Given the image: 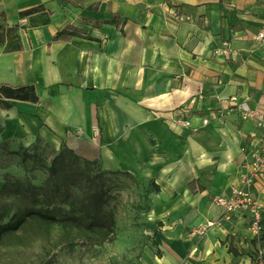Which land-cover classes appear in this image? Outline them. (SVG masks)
Segmentation results:
<instances>
[{
	"label": "crops",
	"instance_id": "obj_1",
	"mask_svg": "<svg viewBox=\"0 0 264 264\" xmlns=\"http://www.w3.org/2000/svg\"><path fill=\"white\" fill-rule=\"evenodd\" d=\"M0 14L16 35L12 49L2 36L0 87L34 84L38 97L0 99L5 138L64 143L153 179L154 253L142 264H253L245 221L223 219L211 198L242 182L264 136L228 101L264 103V0H0ZM223 42L227 56L215 53ZM186 118L197 131L174 122ZM254 192L264 205V184Z\"/></svg>",
	"mask_w": 264,
	"mask_h": 264
},
{
	"label": "rangeland",
	"instance_id": "obj_2",
	"mask_svg": "<svg viewBox=\"0 0 264 264\" xmlns=\"http://www.w3.org/2000/svg\"><path fill=\"white\" fill-rule=\"evenodd\" d=\"M5 26L0 14V43L2 36L6 37L7 49H12L16 47V35L13 28L6 29ZM153 146L155 148L154 142ZM57 151L41 139L5 138L0 131V224L7 222L17 210L33 205L35 199L37 206L46 204L40 196L22 199L14 195L16 181L26 187H43L44 191L51 193L55 185L63 190L68 177L102 173L101 181L108 196L102 212L112 216V229L86 230L31 218L17 231L4 236L0 244V264H142L150 252L154 253L151 212L157 189L153 179L106 171L98 161L85 165L81 158L58 162L57 172L51 174L48 167ZM156 156L154 151L150 158L155 160ZM6 176L10 181L8 190L1 191ZM70 189L79 193L76 187ZM262 236L263 233L252 235L251 241L256 246L251 257L253 264H264Z\"/></svg>",
	"mask_w": 264,
	"mask_h": 264
},
{
	"label": "trees",
	"instance_id": "obj_3",
	"mask_svg": "<svg viewBox=\"0 0 264 264\" xmlns=\"http://www.w3.org/2000/svg\"><path fill=\"white\" fill-rule=\"evenodd\" d=\"M64 34H69L67 31L59 32L55 38ZM0 99L18 100L36 102V87L34 84H29L21 87H0ZM39 138H36L38 140ZM40 140V139H39ZM66 158L78 160L73 150L61 144L55 156L50 161L48 167L51 174L57 172L56 165L58 162H63ZM82 159V158H81ZM84 160V159H83ZM97 161L84 160L85 165L96 164ZM102 173L94 176L81 174L80 178L75 176L68 177V184L63 190H60L58 185H55L51 193L44 191L43 187L36 188L34 186L26 187L19 181H16L13 186L14 195L27 199L28 197L40 196L41 201H45V205L37 206V200H34L33 205L25 206L23 209L14 212L7 222L0 224V244L5 235L17 231L28 219L35 218L40 221L50 224H70L76 228L91 230L93 228L112 229L113 219L111 215L102 212V206L106 202L108 196L104 189L101 178ZM8 176L1 187V191L8 190ZM76 187L78 194L71 191L70 187ZM54 192V194H53ZM263 240H264V214H263ZM73 246V244H71Z\"/></svg>",
	"mask_w": 264,
	"mask_h": 264
},
{
	"label": "built area",
	"instance_id": "obj_4",
	"mask_svg": "<svg viewBox=\"0 0 264 264\" xmlns=\"http://www.w3.org/2000/svg\"><path fill=\"white\" fill-rule=\"evenodd\" d=\"M170 16L175 20H183L184 15L180 13L178 6L173 5ZM257 41L264 40V30L256 37ZM216 54L227 56L230 54L228 42H223L222 47L215 51ZM231 102L242 120L253 121L255 126L264 131V103L250 106L248 100L238 101L236 96H230ZM175 124L184 128H192L189 119H176ZM209 120L201 119L202 126H206ZM247 160L243 166V179L239 185L230 187L227 195H217L211 198V203L219 209L223 219L240 217L246 223L248 231L259 236L263 232L264 205L255 195L254 189L259 183L264 184V136L257 139V144L246 155ZM216 226L214 221L206 222L190 231V235L196 238L204 237L209 229Z\"/></svg>",
	"mask_w": 264,
	"mask_h": 264
}]
</instances>
